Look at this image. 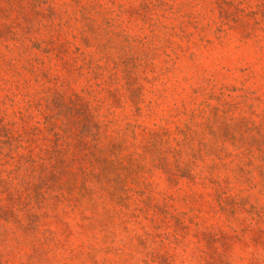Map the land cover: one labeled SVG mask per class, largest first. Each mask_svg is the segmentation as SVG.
<instances>
[{
  "label": "rangeland",
  "instance_id": "374dc122",
  "mask_svg": "<svg viewBox=\"0 0 264 264\" xmlns=\"http://www.w3.org/2000/svg\"><path fill=\"white\" fill-rule=\"evenodd\" d=\"M0 264H264V0H0Z\"/></svg>",
  "mask_w": 264,
  "mask_h": 264
}]
</instances>
